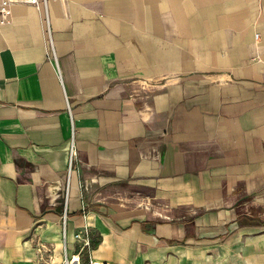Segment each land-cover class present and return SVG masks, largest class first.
Listing matches in <instances>:
<instances>
[{
    "label": "crops",
    "instance_id": "1",
    "mask_svg": "<svg viewBox=\"0 0 264 264\" xmlns=\"http://www.w3.org/2000/svg\"><path fill=\"white\" fill-rule=\"evenodd\" d=\"M7 20L0 264L33 232L71 258L84 226L86 263L264 264V234L239 242L264 222L235 212L264 187V0H45Z\"/></svg>",
    "mask_w": 264,
    "mask_h": 264
},
{
    "label": "rangeland",
    "instance_id": "2",
    "mask_svg": "<svg viewBox=\"0 0 264 264\" xmlns=\"http://www.w3.org/2000/svg\"><path fill=\"white\" fill-rule=\"evenodd\" d=\"M67 180L68 174L66 177V182ZM66 191L67 183L64 188V195L66 194ZM157 207L161 209L165 208V206L162 205H159ZM220 211L221 206H212L210 211H208L210 217L206 222H208V224L214 225L213 229H216L218 227L219 221L217 219V214L220 213ZM235 212L247 214L250 217H255L256 221L258 222H264V187H257L255 194L250 199H248L245 205L237 207ZM191 213L193 214L194 212L191 211ZM198 213L199 212L193 214V216H197ZM60 223V237L62 241H64L65 221L62 219ZM247 230L248 231L246 233H243V237H241V239L239 240V242L242 241L240 243L241 246L248 237L264 234V228L253 227L251 229L247 228ZM76 234H80L82 237L86 238L89 241L88 248L92 246L94 237L88 227H82V229ZM29 238L32 244V248H16L18 253L14 255V258H11L12 264H71L72 262L76 261V258H74V260H72L71 262L66 263L67 258L65 257V255L68 254L67 257L71 255L70 251L68 250L66 252L64 248H59L57 251L52 244L44 242L40 238L39 234L35 232H33L31 236H29ZM76 242L77 247L75 249V253L78 252L79 248V242ZM68 259H70V257H68ZM80 264H89V261H87L86 263L83 259H80Z\"/></svg>",
    "mask_w": 264,
    "mask_h": 264
},
{
    "label": "built area",
    "instance_id": "3",
    "mask_svg": "<svg viewBox=\"0 0 264 264\" xmlns=\"http://www.w3.org/2000/svg\"><path fill=\"white\" fill-rule=\"evenodd\" d=\"M13 4H27L36 7L37 9L39 8H44L45 7V0H0V25L5 24L8 22L7 18L10 16V8ZM74 157V147H71V157L69 160V167H68V174L70 173L72 169V158ZM68 196V188L65 194V198ZM66 214L64 213L63 215V220L65 218ZM74 238L76 241L79 242V248L78 252L72 256L70 259H66L67 262H71L76 258V264H80V258H79V253L88 248L89 246V241L82 237L80 234H75ZM89 264H107V263H102L98 261H93L89 260Z\"/></svg>",
    "mask_w": 264,
    "mask_h": 264
}]
</instances>
